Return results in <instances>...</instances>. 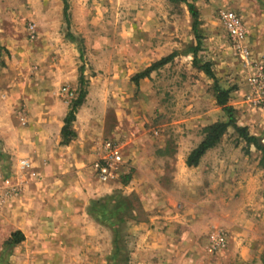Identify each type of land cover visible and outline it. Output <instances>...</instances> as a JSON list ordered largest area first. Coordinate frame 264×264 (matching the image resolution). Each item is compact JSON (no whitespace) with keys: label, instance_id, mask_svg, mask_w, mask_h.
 <instances>
[{"label":"rangeland","instance_id":"1","mask_svg":"<svg viewBox=\"0 0 264 264\" xmlns=\"http://www.w3.org/2000/svg\"><path fill=\"white\" fill-rule=\"evenodd\" d=\"M66 1L68 23L63 0H0V177L17 187L0 212V264H264V155L229 128L197 166L185 163L205 127L225 119L193 64L186 4ZM192 1L196 59L211 63L237 123L264 145V100L248 82L264 67V0ZM221 9L240 16L248 57ZM80 73L76 136L60 145ZM107 141L121 162L102 179L93 163ZM15 230L24 240L5 244Z\"/></svg>","mask_w":264,"mask_h":264},{"label":"trees","instance_id":"2","mask_svg":"<svg viewBox=\"0 0 264 264\" xmlns=\"http://www.w3.org/2000/svg\"><path fill=\"white\" fill-rule=\"evenodd\" d=\"M173 1H179L186 4L188 11L192 17V29L195 34L196 38V45L192 47V53H193V64L200 70H202L209 78L213 81V92H214V98L215 102L218 106H220L221 110L225 114V119L222 121H216L214 123H211L207 125L204 129V137L203 139L198 143V145L193 148L189 154L186 157L185 163L188 167H195L198 165L200 158L208 151L209 149L213 148L220 140L222 135L229 129H233L234 132L238 135L239 138H241L246 145L254 146L256 150L261 152L264 155V145L261 144L258 139L249 133L246 126H241L237 123L234 108L229 105V95L231 92L230 88H224L222 87L215 74L213 73L211 69V63L209 61H205L204 63L199 64V62L196 59V53L199 47V17H198V11L195 8V5L193 4L192 0H173ZM63 14L65 17L66 22L68 23V4L66 0H63ZM175 56V53H171L167 56H164L160 58L159 60L151 63L148 67L143 69L142 71L136 73L132 80L137 84L138 81L141 78L148 77L149 74L159 67L165 65L168 63L173 57ZM85 84V80L83 78V74L80 73L79 76V85H80V91L78 96L73 100L67 114L63 118V125L60 129V145H68L70 141L76 136L75 131L71 128V125L73 121L75 120V113L77 108L82 104L85 91L83 89V86ZM24 240V234L21 230H15L13 231L8 238L5 240V244L11 246L16 245Z\"/></svg>","mask_w":264,"mask_h":264},{"label":"built area","instance_id":"3","mask_svg":"<svg viewBox=\"0 0 264 264\" xmlns=\"http://www.w3.org/2000/svg\"><path fill=\"white\" fill-rule=\"evenodd\" d=\"M218 19L225 28L232 45L240 52L242 57H248V48L244 45L246 32L240 16L231 9H221ZM30 34L33 37V27L30 26ZM250 86L256 91L261 100H264V67L256 65L255 72L248 77ZM121 162L118 146L113 141H107L102 145L101 156L93 163V167L102 179H109L116 168V164ZM26 164V161L23 162ZM2 181V182H1ZM0 212L4 207L8 196L16 194L17 187L10 183L8 179L0 177ZM211 241L215 246L223 245V237L220 234L212 235Z\"/></svg>","mask_w":264,"mask_h":264},{"label":"crops","instance_id":"4","mask_svg":"<svg viewBox=\"0 0 264 264\" xmlns=\"http://www.w3.org/2000/svg\"><path fill=\"white\" fill-rule=\"evenodd\" d=\"M57 139H58V135H57Z\"/></svg>","mask_w":264,"mask_h":264}]
</instances>
